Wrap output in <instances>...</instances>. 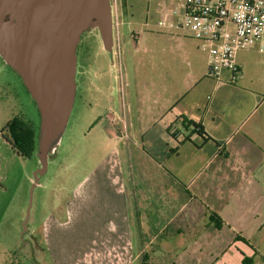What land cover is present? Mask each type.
<instances>
[{"label": "crops", "instance_id": "crops-1", "mask_svg": "<svg viewBox=\"0 0 264 264\" xmlns=\"http://www.w3.org/2000/svg\"><path fill=\"white\" fill-rule=\"evenodd\" d=\"M135 4L115 0L119 37ZM166 42L152 53L151 116L126 118L120 103L106 115L121 155L137 160L97 168L43 219L48 264H264V67H252L249 55L263 51L238 52L237 70L212 78L193 35ZM85 64L78 70L86 98ZM144 96L138 93L139 103ZM21 181L32 184L26 173Z\"/></svg>", "mask_w": 264, "mask_h": 264}, {"label": "rangeland", "instance_id": "rangeland-1", "mask_svg": "<svg viewBox=\"0 0 264 264\" xmlns=\"http://www.w3.org/2000/svg\"><path fill=\"white\" fill-rule=\"evenodd\" d=\"M135 1L134 16L125 19L127 26L119 37L120 59L104 50L97 30L82 36L79 61L86 63L85 70L94 86L91 82L88 91L90 82L86 83V98L82 103L76 101L62 143L51 158L46 175L34 191L29 229L23 241L22 223L26 216L31 185L21 181V178L26 173L33 183L34 174L40 166L36 155L37 145L29 159L17 156L14 161L6 158L0 147V161L4 164V167H0V178L4 181V175L7 174L6 179H9L5 183L7 194L5 200H1L0 209V264H48L39 229L43 219L54 212L56 205L61 209L73 196L74 188L79 183L83 185L97 168L125 164L128 159L132 163L137 160L136 156L127 158L121 155V143L119 139L112 138L111 131L114 128L106 115L113 114V103H120L126 118L151 116L153 67H156L152 59L153 51L157 48L166 50L167 42H160L169 37L193 33L190 27L186 28L190 31H183L179 27L183 23L186 0ZM140 36L144 40L136 41ZM115 41L117 44V38ZM135 41L140 45L137 50ZM124 42H129L125 48ZM143 52L150 54V58L139 57L136 60L135 57ZM249 55L252 67H264V51H251ZM140 91L145 95L144 99L140 98L141 103L137 99ZM17 116L33 126L38 125L37 108L15 73L0 61V142L8 145L10 150L2 131ZM4 132L8 136V131ZM127 142L134 145L133 141ZM129 199L131 209L135 211L133 196H129Z\"/></svg>", "mask_w": 264, "mask_h": 264}, {"label": "water", "instance_id": "water-1", "mask_svg": "<svg viewBox=\"0 0 264 264\" xmlns=\"http://www.w3.org/2000/svg\"><path fill=\"white\" fill-rule=\"evenodd\" d=\"M92 30L113 55L112 0H0V58L21 78L40 116V166L29 191L22 241L34 191L62 143L75 107L78 46Z\"/></svg>", "mask_w": 264, "mask_h": 264}, {"label": "built area", "instance_id": "built-area-1", "mask_svg": "<svg viewBox=\"0 0 264 264\" xmlns=\"http://www.w3.org/2000/svg\"><path fill=\"white\" fill-rule=\"evenodd\" d=\"M116 12L112 0L113 55L120 59ZM179 27L191 28L200 51L210 59V77L218 78L226 69L237 70L238 52L253 47L264 51V0H186Z\"/></svg>", "mask_w": 264, "mask_h": 264}, {"label": "trees", "instance_id": "trees-1", "mask_svg": "<svg viewBox=\"0 0 264 264\" xmlns=\"http://www.w3.org/2000/svg\"><path fill=\"white\" fill-rule=\"evenodd\" d=\"M0 61H2L1 58H0ZM2 63H4V62L2 61ZM8 68L11 71H13L10 67H8ZM13 72L15 73V71H13ZM15 75L18 77V79L20 80V82L22 84L23 89L25 90V92L30 97L28 91L26 90V88L24 87V85L21 81V78L17 75V73H15ZM30 99H31V97H30ZM32 102L34 103V105L36 107L35 102L33 100H32ZM38 114H39V112H38ZM39 124H40V116H39V122H38L37 126H33L29 121H25L24 118H20L17 116L15 118H13L12 120H10V122L8 123V125L5 128V130H7L9 133L8 136L5 134V132H4L5 130L2 131V136L9 143L11 149L19 157L29 159L32 156V154L36 148V145H37ZM191 124L197 132L200 131L199 126H197L193 123H191ZM212 219L215 220L216 217L212 216ZM217 225H219V223H217Z\"/></svg>", "mask_w": 264, "mask_h": 264}, {"label": "flooded vegetation", "instance_id": "flooded-vegetation-1", "mask_svg": "<svg viewBox=\"0 0 264 264\" xmlns=\"http://www.w3.org/2000/svg\"><path fill=\"white\" fill-rule=\"evenodd\" d=\"M81 41H82V39H81ZM80 44H81V42H80ZM80 44H79L78 50H77L78 64H79V48H80ZM80 84H81V76H80L79 70L77 69V96H76V101L79 100L82 103V101L84 100L85 96H84V93L79 89Z\"/></svg>", "mask_w": 264, "mask_h": 264}]
</instances>
